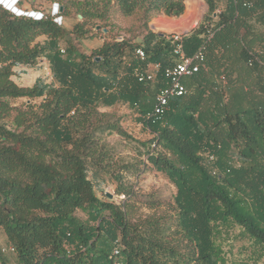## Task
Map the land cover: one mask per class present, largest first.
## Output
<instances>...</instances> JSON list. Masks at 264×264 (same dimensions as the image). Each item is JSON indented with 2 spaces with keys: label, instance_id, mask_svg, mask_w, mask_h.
<instances>
[{
  "label": "trees",
  "instance_id": "16d2710c",
  "mask_svg": "<svg viewBox=\"0 0 264 264\" xmlns=\"http://www.w3.org/2000/svg\"><path fill=\"white\" fill-rule=\"evenodd\" d=\"M27 1L41 20L0 5V264H12L5 250L14 264H114V248L122 264H264V0H204L201 23L182 43L187 56L204 47V66L148 120L158 86L151 94L137 75L173 58L170 34L150 23L182 17L186 0H43L77 20L70 31L40 0ZM87 37L103 39L91 54L76 46ZM41 60L51 82L14 81L16 69ZM117 105L152 136L142 166L174 189L164 211L136 214L123 170L142 169L117 166L105 142L128 139L101 110ZM106 180L119 202L105 196Z\"/></svg>",
  "mask_w": 264,
  "mask_h": 264
},
{
  "label": "rangeland",
  "instance_id": "374dc122",
  "mask_svg": "<svg viewBox=\"0 0 264 264\" xmlns=\"http://www.w3.org/2000/svg\"><path fill=\"white\" fill-rule=\"evenodd\" d=\"M39 10L46 11L52 5L40 0ZM218 4L221 0H217ZM185 13L182 17L176 19L172 25H169L167 20H162V24L158 25L156 23H150L151 26L156 28L155 32H160L164 34H170L172 32H190L201 23L204 14L206 13L207 7L204 0H186L185 1ZM77 21L76 19H74ZM101 43L100 38L87 37L76 43L79 52L84 54H91L92 50L96 49ZM37 78H41L47 82L52 81V72L48 64H39L34 67L31 71L25 73L22 78L15 79L20 85L30 86ZM151 94L154 92V85L149 86ZM16 105H21L24 101H12ZM104 112H109L114 114L119 120V124L123 131L127 134L126 137H122L116 134H112L105 138V142L111 148L113 154L115 155V161L117 166L121 168L126 164L138 165L142 171L139 174H135L134 168L130 170H123L124 182L126 186L132 189L135 194L133 203L136 204V214L146 215L152 213H159L167 209L173 203L174 189L167 181V179L160 173H157L150 168H145L142 162L145 160V152L147 144L151 139V134L142 127L137 116L130 111L127 107L122 105H117L112 108H102ZM116 183L111 180H106L105 186L103 188L104 194L112 195V200L114 202H119L123 195H118L116 193ZM97 195L103 199H106L102 192H98ZM153 204L155 207L151 210L147 208L148 205ZM76 216L81 220L86 219L81 211L76 212ZM7 245L3 239V235L0 233V250L6 249ZM237 248V247H235ZM233 248L232 258L236 259L239 254L236 249ZM248 255V252L241 253V257ZM4 256L14 264V255L5 250ZM228 260L231 257L227 255Z\"/></svg>",
  "mask_w": 264,
  "mask_h": 264
},
{
  "label": "built area",
  "instance_id": "2783aa9c",
  "mask_svg": "<svg viewBox=\"0 0 264 264\" xmlns=\"http://www.w3.org/2000/svg\"><path fill=\"white\" fill-rule=\"evenodd\" d=\"M10 7L0 3V5L14 16H26L33 20H41L43 14L40 12H25L18 8L20 0H8ZM60 7L58 4H52L49 14L54 17V22L62 26L63 18L59 16ZM184 32H172L168 39L173 43V58L165 66L161 64H147L145 69L137 75L138 83L145 84L156 88L155 103L151 112L147 113L143 118L148 120L164 114L170 99L181 97L186 93L183 81L196 74L204 66V47H201L192 56H187L183 49ZM135 56L140 60H145V54L142 49L135 50ZM160 76V80L159 77ZM52 79V78H51ZM212 160V157L209 158ZM13 251V249L9 250ZM113 256L116 259L114 264H122L118 258L120 252L118 248H114Z\"/></svg>",
  "mask_w": 264,
  "mask_h": 264
},
{
  "label": "crops",
  "instance_id": "0c3cea01",
  "mask_svg": "<svg viewBox=\"0 0 264 264\" xmlns=\"http://www.w3.org/2000/svg\"><path fill=\"white\" fill-rule=\"evenodd\" d=\"M34 1V0H33ZM18 8L19 9H21V10H23V11H25V12H30V11H33L32 10V8L30 7V4L28 3V1L27 0H20V2L18 3ZM51 8V7H50ZM50 8H48V12L50 11ZM34 12V11H33ZM162 20H167L168 22H169V25H172V23L176 20V19H170V18H164V17H158V18H155L153 21H152V23H156V24H158V25H161L162 24ZM76 22L77 21H75L73 18H70V19H63V24H62V26L66 29V30H68V31H70L71 29H72V27L76 24ZM150 27H151V24H150ZM154 27V26H153ZM151 29V28H150ZM153 32H155L156 31V28L154 27V30H152ZM184 32V31H183ZM186 33V32H185ZM100 41H101V43L99 44V46L98 47H100L101 45H102V43H103V39H101L100 38ZM97 47V48H98ZM43 62H44V64H48L45 60H41V61H39V63H38V65L39 64H43ZM32 69H34V67L33 68H18V69H16L17 70V72H21V74L19 75V77H16V78H14V81L18 84V85H20L15 79H17V78H23L24 76H25V73H27V72H29V71H31ZM33 85V84H32ZM21 86H25V85H21ZM31 86V85H30ZM25 87H27V86H25ZM0 233L3 235V239H4V241L6 240V238H5V235L0 231Z\"/></svg>",
  "mask_w": 264,
  "mask_h": 264
},
{
  "label": "water",
  "instance_id": "95a60500",
  "mask_svg": "<svg viewBox=\"0 0 264 264\" xmlns=\"http://www.w3.org/2000/svg\"><path fill=\"white\" fill-rule=\"evenodd\" d=\"M60 11H61V10H60ZM81 18H82V17L79 15V16H78V19H81ZM150 28H151V30H154V27H153V26H151ZM96 29H99V27H97ZM103 32L106 33V30H103ZM106 197L109 198V199H111V198H112V195H110V194H106Z\"/></svg>",
  "mask_w": 264,
  "mask_h": 264
},
{
  "label": "bare ground",
  "instance_id": "6f19581e",
  "mask_svg": "<svg viewBox=\"0 0 264 264\" xmlns=\"http://www.w3.org/2000/svg\"><path fill=\"white\" fill-rule=\"evenodd\" d=\"M0 3L5 5V6H9L10 7V5H8L9 4L8 0H0Z\"/></svg>",
  "mask_w": 264,
  "mask_h": 264
}]
</instances>
